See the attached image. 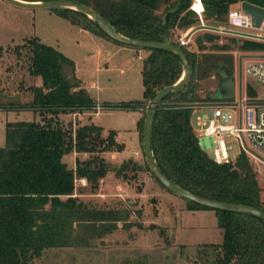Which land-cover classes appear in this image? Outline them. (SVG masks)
I'll return each mask as SVG.
<instances>
[{
    "label": "trees",
    "instance_id": "1",
    "mask_svg": "<svg viewBox=\"0 0 264 264\" xmlns=\"http://www.w3.org/2000/svg\"><path fill=\"white\" fill-rule=\"evenodd\" d=\"M71 1L90 8L120 34L132 38H165L178 44L176 35L169 32L185 29L193 22L188 0ZM221 1L207 0L216 6V19L225 21L226 12L219 8ZM49 10L71 24L110 39L78 11ZM207 39L208 46L197 41L200 53L180 46L188 60L190 76L181 90L164 96L156 107L150 128L151 154L162 174L179 187L264 211V182L259 181L247 154L241 150L232 161L216 163L198 144L190 103L208 100H198L196 90L211 76L221 80L220 67L229 76L232 63L228 43L215 42L214 35ZM19 46L27 51L28 73L41 79L40 85L24 87L31 98L19 107L37 112L38 120L4 124V145L0 146V264H29L49 248L85 247L92 239L115 229L116 222L129 225L131 211L127 208H97L77 201L73 195L74 179L85 178L94 189L108 171L123 177L126 170L135 173L144 168L158 182L145 160L140 166L128 159L114 168L98 155L102 151L121 150L112 130L101 136V128L92 123L71 128L57 120L60 113L90 110L97 104L75 76L74 62L69 57L37 37L26 38ZM240 47L264 48V43L244 40ZM148 50L140 71L143 100L132 104L141 108L155 92L173 84L181 74L177 55L162 49ZM189 87L193 96L181 98ZM246 92L252 93L248 87ZM138 123L141 140L143 117ZM71 151L92 156L75 160L72 169L62 161V156ZM187 206L213 209L191 201ZM213 210L222 240L201 248V252H209L203 264H264V220L244 212Z\"/></svg>",
    "mask_w": 264,
    "mask_h": 264
},
{
    "label": "rangeland",
    "instance_id": "2",
    "mask_svg": "<svg viewBox=\"0 0 264 264\" xmlns=\"http://www.w3.org/2000/svg\"><path fill=\"white\" fill-rule=\"evenodd\" d=\"M241 1L264 9V0H222L219 8L224 13L238 10ZM202 5L205 27L222 28L224 32L196 29L190 34L184 48L200 53L197 41L208 46L207 36L210 35H214L217 43H228L232 63L229 85L227 83L222 88L225 100L237 103L240 97L264 99V83L244 70L252 60L264 63V48H241L244 40L249 39L230 33L249 32L264 37V28H232L226 24V20L216 19V6L207 0ZM190 16L193 20L190 26L197 28L196 15L191 13ZM189 27L175 29L169 34L178 37ZM31 37H37L43 44L69 57L74 62L75 76L81 80L95 103L100 105L97 112L93 107L90 110L60 113L57 120L71 128L92 123L101 128V136L112 130L114 141L122 145L121 150L102 151L98 155L114 168L128 159L142 166L144 157L138 120L144 117L146 106L141 108L132 104L143 100L140 71L149 50L137 49L94 34L71 24L49 9L20 8L3 0H0V146L4 145L5 122L38 120L37 112L19 107L20 103L31 98L25 88L41 83L38 75L28 73L27 51L19 46ZM213 80L215 82L211 87L215 89L223 79ZM247 87L251 95L247 94ZM196 98L204 100L206 94L197 89ZM11 101L14 102L9 105ZM231 110L234 115L238 111ZM203 112L210 116L209 109H203ZM242 139L223 137L225 145L229 146V158L232 161L242 148H246L259 181L264 182V155L249 143L245 134ZM205 153L212 157V148H206ZM91 156V153L71 151L62 156V161L73 169L75 160H86ZM73 195L77 201L97 208L129 209V225L116 222L115 229L92 239L85 247L49 248L29 264H203L209 252H201V248L220 244L222 240V231L213 209H190L186 199L165 189L144 168L135 173L126 170L123 177L117 176L113 170L108 171L94 189L89 187L85 178H76Z\"/></svg>",
    "mask_w": 264,
    "mask_h": 264
},
{
    "label": "water",
    "instance_id": "3",
    "mask_svg": "<svg viewBox=\"0 0 264 264\" xmlns=\"http://www.w3.org/2000/svg\"><path fill=\"white\" fill-rule=\"evenodd\" d=\"M3 1H5L10 5L20 8H26V9L67 8V9L75 10L84 14L87 18L92 20L100 28V30H102L103 33H105L110 39L114 41L139 48L162 49L177 55L181 63L180 77L173 84L164 86L160 88L157 92H155L154 95L148 100L145 107V113L143 117L142 129H141V144H142L143 157L150 172L165 189L188 201L213 209L227 210L233 212H244L264 220V211L260 210L259 208L253 205L216 200L213 198H208L205 196L195 194L191 191L179 187L178 185L171 182L162 174V172L159 170V168L157 167V165L153 160L150 150V139H149L153 113L156 107L158 106V104L160 103L161 99L170 92H177L181 90L184 87V85L187 83L190 76V66L188 60L178 44L171 43L167 41L165 38L158 41V40H147V39L124 36L120 34L118 31H116L100 16H98L93 10L82 4L73 2L71 0H42V1L3 0ZM240 8L242 12L247 13L251 16L252 25L255 27H257L259 25L260 20L264 18V9L259 6L250 4L246 1H242L240 4ZM218 73L220 77L223 79L222 84L219 87L215 88L213 91H210L206 95V98L208 100L226 99V97H224L222 88L224 85L226 86L227 83L229 85L230 79L228 78L227 74L223 71V67L219 68ZM193 94H194L193 89L189 87L180 95V97L190 98L193 96Z\"/></svg>",
    "mask_w": 264,
    "mask_h": 264
},
{
    "label": "built area",
    "instance_id": "4",
    "mask_svg": "<svg viewBox=\"0 0 264 264\" xmlns=\"http://www.w3.org/2000/svg\"><path fill=\"white\" fill-rule=\"evenodd\" d=\"M203 0H188V10L192 11L198 19V27L190 26L185 32L179 33L177 43L179 46H185L188 43L189 36L196 29L207 28L216 32H224L222 28L205 27L203 21L204 7ZM242 2V1H241ZM240 2V4H241ZM247 2V1H246ZM249 3V2H248ZM251 4V3H250ZM226 24L230 27L241 29L264 28V18H262L257 27L252 25L251 16L238 10H228L225 15ZM229 32V31H228ZM245 39L263 41L264 37L252 33L231 32ZM245 72L264 83V63L259 60H252L247 63ZM218 101V102H217ZM205 100L192 102L190 106H205L210 109V118L204 119L202 116H196V125L198 126V136L202 143L208 144L212 148V159L216 163L230 162L226 146L223 140L224 136H232L239 141H243L242 135L245 134L249 143L264 155V99L258 97L244 98L240 97L237 103L232 100ZM96 104L94 109H99ZM231 109H238L235 115ZM94 112V113H96ZM242 151L249 154L246 148ZM250 155V154H249Z\"/></svg>",
    "mask_w": 264,
    "mask_h": 264
},
{
    "label": "crops",
    "instance_id": "5",
    "mask_svg": "<svg viewBox=\"0 0 264 264\" xmlns=\"http://www.w3.org/2000/svg\"><path fill=\"white\" fill-rule=\"evenodd\" d=\"M225 68L223 67V70H224ZM214 79V77L213 76H211V78L210 79H208L207 81H206V83H204V85L203 86H201V89L200 90H198L199 92H204L206 95L210 92V91H213L214 90V88H212L211 87V85L213 84L214 85V82H215V80H213ZM225 100V99H224ZM217 101V100H216ZM218 102V101H217ZM203 109H209V107H205V106H195L194 108H193V124H194V126H195V128H196V130H197V139H198V144H199V146L205 151V149L206 148H208V144L209 143H206V144H204V143H202V141L200 140V138H199V136H198V126L196 125V116H198V115H200V116H202L204 119H209L210 118V116H208L205 112H203ZM209 115H210V109H209ZM210 147V146H209Z\"/></svg>",
    "mask_w": 264,
    "mask_h": 264
}]
</instances>
